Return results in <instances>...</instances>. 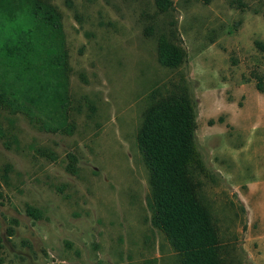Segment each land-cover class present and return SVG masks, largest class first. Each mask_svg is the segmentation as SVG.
<instances>
[{
    "label": "rangeland",
    "instance_id": "374dc122",
    "mask_svg": "<svg viewBox=\"0 0 264 264\" xmlns=\"http://www.w3.org/2000/svg\"><path fill=\"white\" fill-rule=\"evenodd\" d=\"M171 1L0 0L2 24L33 42L25 58L0 53L14 105L0 111V264H179L136 141L150 90L175 84L194 104L208 170L194 179L222 264H264V0ZM171 29L178 67L156 52Z\"/></svg>",
    "mask_w": 264,
    "mask_h": 264
},
{
    "label": "trees",
    "instance_id": "16d2710c",
    "mask_svg": "<svg viewBox=\"0 0 264 264\" xmlns=\"http://www.w3.org/2000/svg\"><path fill=\"white\" fill-rule=\"evenodd\" d=\"M155 4L160 12L173 7L171 0H155ZM2 23L0 53L25 58L33 49L30 28L6 27ZM254 45L264 50V42L254 40ZM156 52L158 60L168 67H178L186 60V50L175 29L156 37ZM253 77L256 89L264 94V75L255 73ZM148 99L136 141L149 174L153 223L166 236L179 264H222L218 231L199 197L200 181L194 179V172L207 176L208 170L196 144L193 101L183 84H175L164 92L156 86L148 93ZM13 107L9 97L0 90V111ZM68 157L69 169L73 172L76 156L69 154ZM27 212L34 218L40 216L35 208L28 207Z\"/></svg>",
    "mask_w": 264,
    "mask_h": 264
}]
</instances>
